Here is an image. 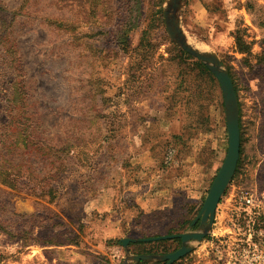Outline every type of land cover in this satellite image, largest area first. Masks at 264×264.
<instances>
[{
    "label": "rangeland",
    "instance_id": "1",
    "mask_svg": "<svg viewBox=\"0 0 264 264\" xmlns=\"http://www.w3.org/2000/svg\"><path fill=\"white\" fill-rule=\"evenodd\" d=\"M170 1L0 0V168L15 184L0 182V264H122L123 239L198 231L229 140L219 83L167 32ZM177 17L233 76L243 142L211 232L174 264H233L264 230V0H184ZM154 179L200 194L156 211ZM115 215L130 227L111 233Z\"/></svg>",
    "mask_w": 264,
    "mask_h": 264
},
{
    "label": "water",
    "instance_id": "2",
    "mask_svg": "<svg viewBox=\"0 0 264 264\" xmlns=\"http://www.w3.org/2000/svg\"><path fill=\"white\" fill-rule=\"evenodd\" d=\"M183 1L184 0H171L168 3L164 11L166 29L171 39L190 56L202 62L219 83L224 99L225 119L229 140L228 152L205 198L199 215L192 223V225L195 226L197 222H199L198 231L142 240L144 242H155L180 239L182 243L181 248L165 256H131L128 251V245L133 242V240L124 239L122 240V246L125 248L127 254L122 264H139L140 262L149 261H161L165 262V264H174L191 253L193 248L189 244L191 242L201 243L211 232L214 226L217 208L236 174L240 159V114L234 83L216 55L199 51L188 43L177 17V12L181 9Z\"/></svg>",
    "mask_w": 264,
    "mask_h": 264
},
{
    "label": "crops",
    "instance_id": "3",
    "mask_svg": "<svg viewBox=\"0 0 264 264\" xmlns=\"http://www.w3.org/2000/svg\"><path fill=\"white\" fill-rule=\"evenodd\" d=\"M192 171L193 170H189V172H192ZM189 172L188 171L186 172V174H187L186 178H188L187 181H193V189H194L195 187L198 186V178L193 180L194 177H192V175ZM159 184H161L160 186H162V188H160ZM149 186L151 188L154 187V193H152V195L150 193L148 197L151 199L156 211H165L166 208H171L172 209L173 206L176 205L175 203L177 202V201L171 200L172 197H174V196H175V198L178 197L176 199H179L178 202H177V205H179V204H182V203L184 204L188 199H193L194 200V197L195 198L198 197L197 193L200 192V191L194 192L193 189H191L190 191H186L187 192V196H181V194L183 195V192L182 191L178 192V189H179V186H181L182 188L184 186H182L181 182H176V181L169 182V181H166V180H158V179L156 180V179H154V181L152 183H150ZM186 192H184V193H186ZM119 202H120V204L122 203L121 201H119ZM180 206H182V205H180ZM117 209H118V207H117ZM119 209H121V208H119ZM114 210L115 209L113 208V205H111L108 209H106L107 213H113ZM113 216H110V218L107 217L108 218L107 219V221H108L107 224H108L110 230H112L111 233H116L117 234L120 230H125L126 227H130L131 223H129L128 221L124 222L121 218H118L119 217L118 215H115V217H113ZM109 223H111V225ZM145 234H147V233H144V235ZM146 237H148V236H146ZM146 239H148V238H143V239L130 238V240H133V242H131L130 244H132V243L136 244L138 242L148 243V242L142 241V240H146ZM121 242H122V240H121ZM130 244H129V246H130Z\"/></svg>",
    "mask_w": 264,
    "mask_h": 264
},
{
    "label": "built area",
    "instance_id": "4",
    "mask_svg": "<svg viewBox=\"0 0 264 264\" xmlns=\"http://www.w3.org/2000/svg\"><path fill=\"white\" fill-rule=\"evenodd\" d=\"M240 202L247 208H251L254 205V198L252 196L241 197ZM250 216V210H245ZM249 231H252L251 229ZM254 235L250 232L249 236ZM258 235L262 238V242L241 245L239 250L234 251L233 264H264V230H261Z\"/></svg>",
    "mask_w": 264,
    "mask_h": 264
},
{
    "label": "trees",
    "instance_id": "5",
    "mask_svg": "<svg viewBox=\"0 0 264 264\" xmlns=\"http://www.w3.org/2000/svg\"><path fill=\"white\" fill-rule=\"evenodd\" d=\"M236 44H237V47H238V50H239V52H241V53H245V52H247V49H246V45L244 44V42H243V40L239 37V36H237L236 37ZM199 65L207 72V73H209V75H211V73L201 64V63H199ZM230 77H231V79H232V81H233V83H234V86H235V90H236V93L238 92L237 91V87H236V85H235V81H234V79H233V76L230 74ZM14 103L15 104H17V102H15L14 101ZM14 104V106L15 107H17V105H15ZM241 122H240V134H241V154H242V142H243V139H242V132H241ZM241 154H240V156H241ZM239 164H240V159H239V163H238V167H237V171H238V168H239ZM0 182L3 184V185H6V186H8V187H10V188H14L15 187V184H14V180H12V178H11V172L8 170V168L7 167H1L0 168ZM201 209V208H200ZM199 212H200V210H199ZM190 224H192V222H190ZM143 238H150V237H143ZM161 242H166V243H168V242H170V240L169 241H161ZM181 242V240L180 239H175V240H171V242L170 243H175V244H177V243H180ZM119 243H121V241H119ZM157 243H160V242H157ZM151 244H153V243H141V242H138V243H136V244H134V243H132V244H130V246H136V247H138L139 249H142V250H140V253L141 254H143V252H145L146 251V249H145V247L146 246H148V245H151ZM176 250H178V248L176 249ZM175 249H174V251H172V252H170V253H173V252H175L176 251ZM146 253V252H145ZM142 264H145V263H142Z\"/></svg>",
    "mask_w": 264,
    "mask_h": 264
},
{
    "label": "flooded vegetation",
    "instance_id": "6",
    "mask_svg": "<svg viewBox=\"0 0 264 264\" xmlns=\"http://www.w3.org/2000/svg\"><path fill=\"white\" fill-rule=\"evenodd\" d=\"M198 223V222H197Z\"/></svg>",
    "mask_w": 264,
    "mask_h": 264
}]
</instances>
